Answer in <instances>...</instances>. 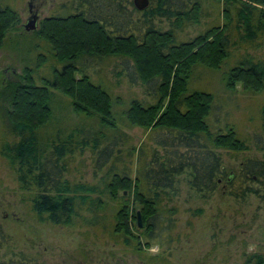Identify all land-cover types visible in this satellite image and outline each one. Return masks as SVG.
I'll return each instance as SVG.
<instances>
[{"label": "trees", "instance_id": "trees-1", "mask_svg": "<svg viewBox=\"0 0 264 264\" xmlns=\"http://www.w3.org/2000/svg\"><path fill=\"white\" fill-rule=\"evenodd\" d=\"M212 1L220 7V21L187 41H179L178 35L199 24L204 16L200 0H148L143 11L131 0H69L62 7L71 13L47 17L30 33L20 26L16 10L0 5V49L9 37L17 43L22 32L38 47L43 42L54 62L47 77L35 79L34 71L24 68L18 81H0V111L12 139L0 144V157L40 222L71 226L78 212L85 211L89 217L84 222L95 225L104 198L116 203L119 198L112 235L141 251L150 244L163 245L165 237L171 241L177 208L169 204L179 197L181 182L196 200L209 199L222 186L235 199L264 196V162L241 160L237 172L229 174L222 152L248 151V139L222 123V109L211 93L190 88L196 68L218 71L237 51L264 48V0ZM114 59L115 85L125 81L142 95L129 102L119 120L111 93L96 81L104 63ZM221 80L229 92L240 84L247 94H263L264 63L249 54L240 56ZM58 95L69 100L74 115L95 122L96 129L68 130L56 124ZM260 122L264 136V104ZM119 125L149 132L151 147H131L126 153L128 159L137 157L134 177L130 169L117 166L122 164L120 148L130 140ZM259 141L253 138L256 146ZM85 150L94 158V175L101 174L96 185L65 177L68 160ZM130 197L141 206L142 227L135 234ZM158 261L150 258L148 263ZM0 264L41 263L14 252L0 225ZM246 264H264V257L254 254Z\"/></svg>", "mask_w": 264, "mask_h": 264}, {"label": "rangeland", "instance_id": "rangeland-1", "mask_svg": "<svg viewBox=\"0 0 264 264\" xmlns=\"http://www.w3.org/2000/svg\"><path fill=\"white\" fill-rule=\"evenodd\" d=\"M200 1L204 16L198 25L185 28L178 35L179 41H187L220 21V7L212 0ZM0 3L1 6L9 5L18 12L21 27L29 17V3L38 16V27L47 17L71 13L69 9L64 11L62 7L68 5L69 0H0ZM161 25L163 30L168 28L166 21ZM21 34L22 32L18 35L17 43L14 44L9 37L0 49L1 82L4 79L18 81L24 68L32 69L35 79L47 77L54 64L49 60L43 42L40 41L38 47V41L29 40L30 38ZM24 38L27 39L26 42ZM246 54L264 63V48L251 51L241 49L218 71L196 68L190 84L191 89L211 93L222 109V123L233 125L241 139H248H245L248 141V151L222 152L229 174L237 172L241 160L253 158L264 162V136L260 129V109L264 104V93L247 94L240 84H236L234 92H229L223 87L221 80L228 67ZM41 57L44 58V63L40 60ZM115 63V59L106 61L101 78L95 80L101 81L111 93L114 100L113 114L119 120L129 102L133 99L140 100L142 95L140 88H129L125 81L115 85L117 81L111 73ZM55 104L59 106L54 111L55 123L59 126L68 130L92 126L96 129L95 122L73 114L68 99L58 95ZM7 126L0 111V144L12 140L7 133ZM119 127L130 140L120 148L123 152L122 164L117 166L121 170L130 169V174L134 177L137 157L132 155L128 159L126 153L131 147L134 150L141 145L151 147L149 132L139 127ZM253 138L260 140L259 146L254 144ZM261 147L263 149L259 150ZM66 170L65 177L77 183L96 185L101 176L94 175V158L86 150L69 159ZM223 188L220 187L209 199L196 200L190 196L187 185L181 182L179 197L169 204L170 207L177 208L173 216L176 225L170 233L171 241L168 242V237H165L163 245L150 244L141 251H132L123 245L122 239L118 238L121 236L112 235L121 199L118 198L116 203L104 198V206L101 205L97 213L95 225L84 222L83 218L89 217L85 211L78 212L79 217L74 219L71 226L42 223L32 213L25 199L26 195L19 190L12 173L0 157V225L10 238L14 252H22L41 264H150V258L158 259L157 264H246L249 256L254 254L264 257V196L235 199L226 195ZM124 195L128 197L129 193ZM129 204L135 209L136 218L141 206L132 204L131 197ZM131 229L134 234L135 230H140L137 219L131 224Z\"/></svg>", "mask_w": 264, "mask_h": 264}, {"label": "water", "instance_id": "water-1", "mask_svg": "<svg viewBox=\"0 0 264 264\" xmlns=\"http://www.w3.org/2000/svg\"><path fill=\"white\" fill-rule=\"evenodd\" d=\"M148 0H133V5L136 10L143 11L148 7ZM29 17L26 22L22 25L25 32L30 33L38 29V16L32 11L31 3L28 4ZM125 194V192H124ZM137 226L138 228L142 227L140 213H136Z\"/></svg>", "mask_w": 264, "mask_h": 264}]
</instances>
